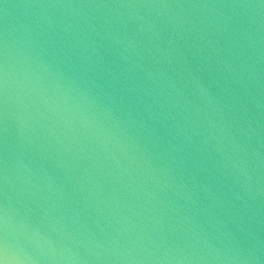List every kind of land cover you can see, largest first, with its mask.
<instances>
[{"label":"water","instance_id":"1","mask_svg":"<svg viewBox=\"0 0 264 264\" xmlns=\"http://www.w3.org/2000/svg\"><path fill=\"white\" fill-rule=\"evenodd\" d=\"M0 264H264V0H0Z\"/></svg>","mask_w":264,"mask_h":264}]
</instances>
